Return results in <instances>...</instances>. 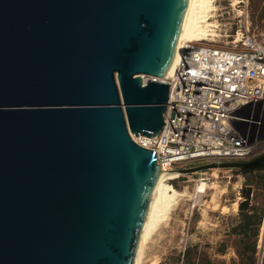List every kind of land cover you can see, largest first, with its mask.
Wrapping results in <instances>:
<instances>
[{
  "label": "water",
  "instance_id": "obj_1",
  "mask_svg": "<svg viewBox=\"0 0 264 264\" xmlns=\"http://www.w3.org/2000/svg\"><path fill=\"white\" fill-rule=\"evenodd\" d=\"M188 1L0 0V264H134Z\"/></svg>",
  "mask_w": 264,
  "mask_h": 264
},
{
  "label": "built area",
  "instance_id": "obj_2",
  "mask_svg": "<svg viewBox=\"0 0 264 264\" xmlns=\"http://www.w3.org/2000/svg\"><path fill=\"white\" fill-rule=\"evenodd\" d=\"M245 23L234 35H219L229 46L214 39L183 45L163 81L169 86L163 127L136 143L155 152L161 169L246 162L264 146V43ZM149 78L143 83L159 82Z\"/></svg>",
  "mask_w": 264,
  "mask_h": 264
},
{
  "label": "rangeland",
  "instance_id": "obj_3",
  "mask_svg": "<svg viewBox=\"0 0 264 264\" xmlns=\"http://www.w3.org/2000/svg\"><path fill=\"white\" fill-rule=\"evenodd\" d=\"M237 1L215 0L216 10L211 20L218 27L214 29L217 38L213 43L229 46L226 38L219 35H234L238 25L244 26V19L250 34L264 43V0H242L235 5ZM141 77L146 80L150 76ZM241 130L245 128L241 127ZM128 134L133 142H139L129 131ZM263 154L264 146H259L250 160ZM239 176V171L211 169L170 181L169 184L183 196L178 198L147 241L139 264H183L187 248L190 264H199L204 257L212 264H261L264 261V216L253 260V239L242 240L230 233L238 221V203L243 199L241 190L246 185H253L250 199L264 211L263 180L255 174L243 175V180ZM201 181L207 184L204 193L197 189Z\"/></svg>",
  "mask_w": 264,
  "mask_h": 264
},
{
  "label": "bare ground",
  "instance_id": "obj_4",
  "mask_svg": "<svg viewBox=\"0 0 264 264\" xmlns=\"http://www.w3.org/2000/svg\"><path fill=\"white\" fill-rule=\"evenodd\" d=\"M214 2L215 0L188 1L173 60L165 76L162 79H157V81L163 82L171 76L173 66L177 62L179 54L185 43L208 40L213 41V39L217 37L214 29L218 26L211 20L214 18L213 13L216 10ZM141 78L143 79V77ZM142 137L143 136H134L133 139L137 141L142 139ZM161 170V174L155 182L147 215L140 233L139 243L134 257V264H139L147 241L154 233L158 225L168 215L178 198L183 196V193L176 191L169 184L170 181L179 178L182 175L181 172L165 168ZM197 189L199 190V193H204L207 189V184L201 181L197 186Z\"/></svg>",
  "mask_w": 264,
  "mask_h": 264
},
{
  "label": "trees",
  "instance_id": "obj_5",
  "mask_svg": "<svg viewBox=\"0 0 264 264\" xmlns=\"http://www.w3.org/2000/svg\"><path fill=\"white\" fill-rule=\"evenodd\" d=\"M242 175L256 174L259 178L263 180L262 187H264V161L258 162L253 166L242 168L238 170ZM245 189L241 190L242 201L238 203V221L234 227L231 228L230 233L235 234L244 239H253L251 258L253 260L255 251V243L258 239L259 228L263 219V209L262 207H257L255 203L250 199L253 185L248 184ZM264 189V188H262ZM190 250L187 248L183 254L184 260L183 264H190ZM199 264H212L207 257L201 259ZM264 264V261L261 263Z\"/></svg>",
  "mask_w": 264,
  "mask_h": 264
},
{
  "label": "crops",
  "instance_id": "obj_6",
  "mask_svg": "<svg viewBox=\"0 0 264 264\" xmlns=\"http://www.w3.org/2000/svg\"><path fill=\"white\" fill-rule=\"evenodd\" d=\"M255 175H256V174H255ZM239 177L243 180V175L240 174ZM237 216H238V215H237ZM262 223H263V219H262ZM262 223H261V225H262Z\"/></svg>",
  "mask_w": 264,
  "mask_h": 264
}]
</instances>
